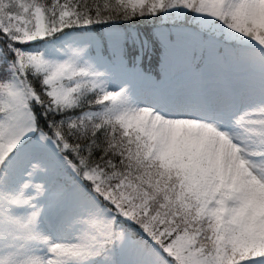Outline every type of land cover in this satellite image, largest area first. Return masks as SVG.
Here are the masks:
<instances>
[{
  "label": "snow or ice",
  "instance_id": "6c2138e0",
  "mask_svg": "<svg viewBox=\"0 0 264 264\" xmlns=\"http://www.w3.org/2000/svg\"><path fill=\"white\" fill-rule=\"evenodd\" d=\"M0 264H264V0H0Z\"/></svg>",
  "mask_w": 264,
  "mask_h": 264
},
{
  "label": "trees",
  "instance_id": "16d2710c",
  "mask_svg": "<svg viewBox=\"0 0 264 264\" xmlns=\"http://www.w3.org/2000/svg\"><path fill=\"white\" fill-rule=\"evenodd\" d=\"M145 67H146V68L148 67V63H147V62H145Z\"/></svg>",
  "mask_w": 264,
  "mask_h": 264
}]
</instances>
